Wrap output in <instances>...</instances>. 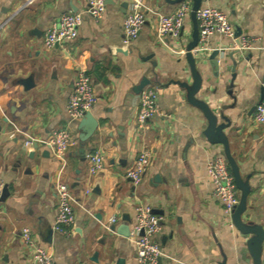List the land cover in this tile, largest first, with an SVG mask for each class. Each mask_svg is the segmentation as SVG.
<instances>
[{"label":"crops","instance_id":"0c3cea01","mask_svg":"<svg viewBox=\"0 0 264 264\" xmlns=\"http://www.w3.org/2000/svg\"><path fill=\"white\" fill-rule=\"evenodd\" d=\"M144 1L165 14L183 2ZM87 3L0 0V264L29 262L31 250L21 236L25 227L56 264H135L130 235L139 203L162 216L161 264H255L247 240L257 234L246 237L213 195L207 164L225 151L209 141L206 114L190 101L191 15L178 37L168 36L172 49L158 39L150 13L137 39L125 44L129 1L107 0L101 19L84 15L79 37L47 48L45 33L61 14L84 10ZM203 5L222 9L241 36L216 34L209 41L212 49L192 51L203 77L195 98L209 104L219 123H228L225 134L248 187L242 222L264 226V125L255 119L264 98V0H204ZM245 38L253 42L251 48L239 47ZM215 49L224 56L239 49L234 81L226 64L218 70L210 63ZM81 69L97 92L90 112L99 124L86 139L81 138L84 117L73 120L67 109ZM143 78L150 80L145 87L158 93L161 115L140 126V95L134 88ZM62 128L73 135L64 162L41 143L25 146L28 136L48 140ZM97 151L104 167L93 173L87 155ZM142 151L148 152L149 164L134 184L126 171ZM59 180L76 199V221L68 232L55 229ZM113 216L117 222L109 230L103 223Z\"/></svg>","mask_w":264,"mask_h":264},{"label":"built area","instance_id":"2783aa9c","mask_svg":"<svg viewBox=\"0 0 264 264\" xmlns=\"http://www.w3.org/2000/svg\"><path fill=\"white\" fill-rule=\"evenodd\" d=\"M129 9L124 19V43L130 44L137 39L143 29L147 15L150 13L156 21L157 37L167 47L172 49L167 43L168 36L178 37L187 16L191 14L192 3L183 1L180 7L172 14H165L156 8L149 7L144 0H128ZM107 9V0H88L84 10L69 11L61 14L53 26L46 31L44 45L53 48L62 42L75 40L79 34V28L83 23L85 14H90L95 18H100ZM197 21L199 27V42L194 49L196 53L212 49L209 41L213 35L219 34L233 38L235 36V26L229 20L228 15L220 8L212 5H203L197 10ZM240 48H251L253 42L243 39ZM176 51V50H174ZM74 81V86L68 100V113L73 120H79L90 112L97 102V92L90 75L84 70H78ZM138 114V124L144 123L156 116L161 115L158 105V93L155 89L144 87L140 93V109ZM255 119L264 125V98L256 105ZM73 142V135L70 128L55 130L48 140H42L33 136H28L25 146H32L41 143L51 152V154L62 162L66 159L67 151ZM91 172H98L104 167V158L100 152L89 153L87 155ZM149 164V154L142 151L134 161L133 166L126 171V176L134 184H139L144 176ZM207 170L214 185L213 195L224 207L228 216H232L240 200L238 188L234 183L232 170L224 153L217 154L208 164ZM56 192L58 197V207L55 220V229L61 232H68L76 221L74 204L76 199L71 193L69 186L63 181H57ZM2 186H0V200L2 198ZM135 208L134 221L132 223L130 240L136 245L135 264H158L159 258L165 252L162 249L157 235L162 229V216L155 212L154 208L147 203H139ZM117 222V217L109 218L103 225L112 230V224ZM24 243L31 250V259L27 264H56L55 259L43 245L37 242V237L30 228L21 230Z\"/></svg>","mask_w":264,"mask_h":264},{"label":"water","instance_id":"95a60500","mask_svg":"<svg viewBox=\"0 0 264 264\" xmlns=\"http://www.w3.org/2000/svg\"><path fill=\"white\" fill-rule=\"evenodd\" d=\"M175 2H182L185 0H170ZM192 1V11H191V18L194 22V32H193V41L188 47L187 51V57L189 58L190 66H191V72L193 74L194 78V86L190 90V101L197 107H199L204 114H206V118L208 119L210 125L206 129L205 135L209 139L210 142L214 144H222L224 146L223 152L227 158V161L229 165L231 166V169L233 170L234 178H235V184L238 188L241 190V199L236 207L234 214H233V220L237 227L240 229V231L246 235V237L250 233L257 234L255 237H250L247 240V247L251 251L252 255L255 258V264H261V249L264 244V226H251V225H245L241 220L242 213L247 208V196H248V187L244 183V180L241 176L239 166L234 159L230 143H229V137L227 134H225V129L228 125V123H219L218 121V114H216L209 106V104L203 100H198L195 98L196 93L200 90L201 84H202V76L197 68L196 64V58H194V55L192 51L197 47L199 40V27H198V21H197V10L202 6L204 0H191ZM236 37H240V34H235ZM239 52V49H235L228 56L222 55L220 53L219 49H215L212 53L210 59V63L219 70L220 64H226L225 68L226 70L231 71L233 81L236 79V68L238 65L236 54ZM228 58L232 61V65L228 64ZM220 72V71H218ZM150 83V80L148 78H143L140 84H138L134 90L136 93L140 95L143 88ZM233 83V82H232ZM230 86H233V84H230ZM99 122L98 120L93 116L91 112H87L84 116V118L80 121V127L85 129V134L81 135L82 139L88 138L97 128ZM162 257L159 258L158 264H161Z\"/></svg>","mask_w":264,"mask_h":264}]
</instances>
